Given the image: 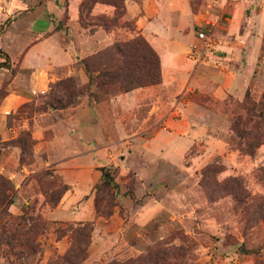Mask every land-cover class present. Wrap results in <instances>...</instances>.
Listing matches in <instances>:
<instances>
[{"label": "rangeland", "instance_id": "rangeland-1", "mask_svg": "<svg viewBox=\"0 0 264 264\" xmlns=\"http://www.w3.org/2000/svg\"><path fill=\"white\" fill-rule=\"evenodd\" d=\"M120 1L0 0V264H64L82 224L81 264H264V0ZM136 35L174 71L90 82Z\"/></svg>", "mask_w": 264, "mask_h": 264}, {"label": "trees", "instance_id": "trees-1", "mask_svg": "<svg viewBox=\"0 0 264 264\" xmlns=\"http://www.w3.org/2000/svg\"><path fill=\"white\" fill-rule=\"evenodd\" d=\"M95 1L110 3L114 5L116 9H121V13L124 12V10L122 9L123 2L120 0H93V2ZM126 26L129 28V30H133L131 25L126 24ZM111 48V51L113 53L119 55L120 63L112 66V69L99 72L95 77H92L88 73V79L90 82L92 80H98L102 83H114L119 81L122 83L123 90L126 91L131 90L135 87L157 84L161 82V70L158 56L141 35H136L125 41L116 40L113 42ZM0 53L5 57L4 61L0 62V66L6 65L5 63L7 60H9V57L1 50ZM83 62L87 66V61L83 60ZM60 85H62V93L66 96L67 94H70V92H72L70 86L71 88L74 87V81L71 77H69L62 80ZM70 103H72V101L67 100L66 102H61L60 100H58V106L55 107H64ZM254 106L255 105L253 103V108ZM263 113L264 112H262V114ZM234 127H236L237 129V126ZM256 144L257 142L252 147L254 148L255 146H257ZM244 151L250 153L249 149H245ZM101 171L102 181L101 185L97 186V194L103 190L110 192L112 188L117 187V184L114 182L110 170L107 167L103 166L101 168ZM99 187L103 188H100L99 191ZM68 188L69 186L67 184H62L61 186L57 187V196L61 197L63 193L68 190ZM108 202H111L110 199L108 200ZM109 203V208L105 211H102V214L108 215L111 213V207ZM95 204L98 207L97 199ZM91 231V224H82L80 226H77L76 228H73L71 233L72 243L66 253L61 257L64 260V264H81L91 237Z\"/></svg>", "mask_w": 264, "mask_h": 264}, {"label": "crops", "instance_id": "crops-1", "mask_svg": "<svg viewBox=\"0 0 264 264\" xmlns=\"http://www.w3.org/2000/svg\"><path fill=\"white\" fill-rule=\"evenodd\" d=\"M97 5H98V4H96V5L94 6L93 10L96 9V7H98ZM126 5H127L128 12L131 13L130 16H134V15H135V18H136V22H137V23H140V24H141L143 21H146V20H147V19L145 18V16H146L145 13L142 14V15L135 14L136 11H141V8H140V7L137 8V7L134 6L133 4H131V6H129V3H126ZM131 9H133V11H132ZM156 19H157L158 21H162L161 18H159V17H156ZM147 22H149V21L147 20ZM61 49H62L63 52L66 53V54H63V55L67 58L68 61H67L66 63H57V62H56V64H60V65H68V66H69V64L72 63L73 58L77 60V59H78V56L80 55V54H78V55H73V54H70L68 50H65V49H63V48H61ZM161 59H162V62H161V70H162V76H163V78H164V77H165V73H166L167 71H169V70L174 71V69H173L171 66H169V65L167 64V62H165V57H164V59L161 57ZM168 60H169V56H168Z\"/></svg>", "mask_w": 264, "mask_h": 264}, {"label": "built area", "instance_id": "built-area-1", "mask_svg": "<svg viewBox=\"0 0 264 264\" xmlns=\"http://www.w3.org/2000/svg\"><path fill=\"white\" fill-rule=\"evenodd\" d=\"M198 36H199L200 38H205V37H207V35L205 34V32H203V30H199V31H198Z\"/></svg>", "mask_w": 264, "mask_h": 264}]
</instances>
